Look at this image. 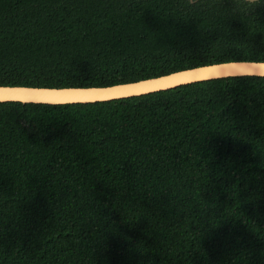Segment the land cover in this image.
Returning a JSON list of instances; mask_svg holds the SVG:
<instances>
[{"label": "trees", "instance_id": "16d2710c", "mask_svg": "<svg viewBox=\"0 0 264 264\" xmlns=\"http://www.w3.org/2000/svg\"><path fill=\"white\" fill-rule=\"evenodd\" d=\"M264 62V0H0V86ZM0 264H264V77L0 102Z\"/></svg>", "mask_w": 264, "mask_h": 264}, {"label": "water", "instance_id": "95a60500", "mask_svg": "<svg viewBox=\"0 0 264 264\" xmlns=\"http://www.w3.org/2000/svg\"><path fill=\"white\" fill-rule=\"evenodd\" d=\"M244 1L249 3L253 2V0ZM256 1L257 0H254V2ZM240 76L264 77V62H220L184 69L134 82L114 84L104 87L47 88L31 86H0V102L47 105L95 103L140 96L195 82Z\"/></svg>", "mask_w": 264, "mask_h": 264}, {"label": "clouds", "instance_id": "9594fccd", "mask_svg": "<svg viewBox=\"0 0 264 264\" xmlns=\"http://www.w3.org/2000/svg\"><path fill=\"white\" fill-rule=\"evenodd\" d=\"M253 2H254V0H253Z\"/></svg>", "mask_w": 264, "mask_h": 264}]
</instances>
